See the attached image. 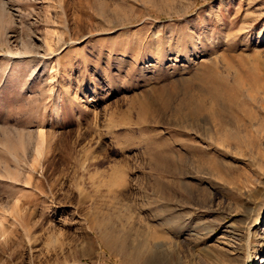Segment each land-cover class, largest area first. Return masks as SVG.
I'll return each instance as SVG.
<instances>
[{
  "label": "rangeland",
  "instance_id": "374dc122",
  "mask_svg": "<svg viewBox=\"0 0 264 264\" xmlns=\"http://www.w3.org/2000/svg\"><path fill=\"white\" fill-rule=\"evenodd\" d=\"M0 264H264V0H0Z\"/></svg>",
  "mask_w": 264,
  "mask_h": 264
},
{
  "label": "bare ground",
  "instance_id": "6f19581e",
  "mask_svg": "<svg viewBox=\"0 0 264 264\" xmlns=\"http://www.w3.org/2000/svg\"><path fill=\"white\" fill-rule=\"evenodd\" d=\"M259 251V250H258ZM258 257V256H257ZM258 259H260V258H258Z\"/></svg>",
  "mask_w": 264,
  "mask_h": 264
}]
</instances>
